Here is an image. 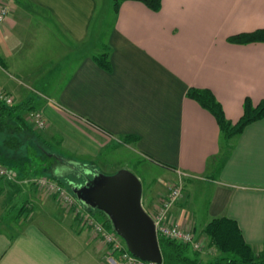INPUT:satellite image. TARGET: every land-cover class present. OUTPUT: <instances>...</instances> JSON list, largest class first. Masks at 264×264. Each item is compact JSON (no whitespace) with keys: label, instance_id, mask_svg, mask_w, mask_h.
Wrapping results in <instances>:
<instances>
[{"label":"crops","instance_id":"0c3cea01","mask_svg":"<svg viewBox=\"0 0 264 264\" xmlns=\"http://www.w3.org/2000/svg\"><path fill=\"white\" fill-rule=\"evenodd\" d=\"M16 1L35 6L39 16L34 25L18 12L21 5L10 7L0 29V90L15 102L34 100L47 119L45 138L107 174L132 169L126 152H136L156 175L142 182L151 211L168 181L183 175L186 195L169 222L205 236L213 218L227 216L263 252L264 118L233 137L226 155L216 117L190 91L210 90L232 123L243 116L246 97L254 106L264 101V41L228 40L264 28V0H162L159 11L125 0L117 12L114 0ZM43 40L49 63L30 65V53L39 54L33 41ZM103 52L109 70L94 59ZM17 178L13 195L26 206L23 219L27 211L32 217L6 221L8 181L0 190V264H110L109 245L106 251L75 232L54 195ZM208 247L204 260L220 254Z\"/></svg>","mask_w":264,"mask_h":264},{"label":"trees","instance_id":"16d2710c","mask_svg":"<svg viewBox=\"0 0 264 264\" xmlns=\"http://www.w3.org/2000/svg\"><path fill=\"white\" fill-rule=\"evenodd\" d=\"M123 1L125 0H114L116 12ZM138 1L143 2L154 11H159L162 7V0ZM228 40L242 44L264 41V28L239 33L229 37ZM94 59L102 68L111 69L107 52L95 55ZM0 63H3L1 59ZM190 95L216 117L223 138L224 136L228 138L235 137L242 133L249 124L264 118V101L254 106L252 99L246 97L243 116L237 123H232L227 119L222 104L210 90L192 89ZM34 103L33 99H29L8 104L0 98V163L6 165L16 177L21 179L30 176H46L48 173L52 179L62 186L65 185L73 194L72 187L83 184L86 172L88 170L95 171L96 169L90 167V165L87 166L88 163L85 161L63 155L61 151H57L60 153L56 154L53 151L47 152L44 150V148H50L52 142L50 143L43 134L36 132L27 120V113L36 110ZM229 152L230 148L226 151V155ZM32 155L35 156L37 162L39 160L37 158L43 160L46 168L50 171L46 173L42 171L43 174H40L39 170H35L33 161L28 163V158H31ZM47 160H49L48 163ZM60 168H62V171H60ZM64 171H66V174L63 182V179L58 175ZM89 176H92V174ZM8 184L9 190L17 186V183L13 181H9ZM82 205L84 208L87 207L91 214L100 215L102 217L100 222L105 227L114 229L111 220L104 212L83 203ZM25 208L26 206L23 205L14 218L22 220ZM204 234L208 238V244L215 247L219 251V255L204 260L202 253L194 249L189 243L159 235L164 258L163 264H264V251H256L245 240L237 220L227 216L215 217L206 225Z\"/></svg>","mask_w":264,"mask_h":264},{"label":"water","instance_id":"95a60500","mask_svg":"<svg viewBox=\"0 0 264 264\" xmlns=\"http://www.w3.org/2000/svg\"><path fill=\"white\" fill-rule=\"evenodd\" d=\"M92 174L83 184L74 185L72 192L83 204L104 212L114 230L123 237L130 252L158 264L164 258L155 221L143 204V183L128 168L107 174Z\"/></svg>","mask_w":264,"mask_h":264},{"label":"built area","instance_id":"2783aa9c","mask_svg":"<svg viewBox=\"0 0 264 264\" xmlns=\"http://www.w3.org/2000/svg\"><path fill=\"white\" fill-rule=\"evenodd\" d=\"M9 12L10 10L8 5L1 3L0 29L4 26ZM0 98L5 100L8 104L15 102L12 95L2 90H0ZM29 119L38 128H45L47 126V119L40 110L36 109L30 111ZM4 177L9 181H14L16 183L20 182V180L6 165L0 163V178ZM22 181L36 184L47 194H57L61 201L65 199L64 201H66L69 205H73L76 208L77 214H80L82 211L80 219L84 220L87 225L92 226L110 246L112 252V255L109 257L110 264H158L156 262L143 260L132 254L121 235H119L114 229H108L105 227L95 216L90 214V212L83 211L85 209L82 203L56 180L46 176H37L24 178ZM170 191L171 193L169 196L162 199V204L157 209V213L153 214L149 212L155 221L158 234L189 243L196 250H203L206 244V237L204 235L198 236L193 230L184 228L178 223L168 221L167 215L169 211L177 202L182 200L181 198L183 196V190L180 187L173 186Z\"/></svg>","mask_w":264,"mask_h":264},{"label":"rangeland","instance_id":"374dc122","mask_svg":"<svg viewBox=\"0 0 264 264\" xmlns=\"http://www.w3.org/2000/svg\"><path fill=\"white\" fill-rule=\"evenodd\" d=\"M6 1H9V0H6ZM16 5L17 6H19V5H21L22 7H18L17 9H18V12H22L23 11V13L25 14V16L26 17H28L29 19H30V21L32 22L31 24H34V25H37V23L36 22H34V20L35 19H37L38 18V16H39V13H38V9L35 7H29V4L27 3V6H26V4H20V2L19 1H16V0H10V5L8 6L9 7V10H10V7H13V8H15L16 7ZM110 18H111V16H110ZM109 18V19H110ZM105 28H106V25H104V27H102V29H103V31L105 30ZM30 33H33L32 31H29V33L27 32V35H31ZM32 40V39H31ZM47 40V39H46ZM33 42H36L37 44H38V51H39V54H34L33 56L31 55V53H30V65H33V66H35V67H39L40 66V63H42V62H44V65L45 64H47V63H49V61L48 60H45V55L46 54H48V53H46L45 52V50L47 49V48H49V45H47V44H45L44 43V40L43 41H41L40 43L38 42V41H33ZM49 42H52V40L51 41H49ZM62 42H63V40H62ZM36 45V44H35ZM39 45H40V47H39ZM65 46H68V43H65ZM34 48L35 49H37L35 46H34ZM60 54V53H59ZM48 66L49 65H47V67H46V69H48ZM27 120H28V123L30 124V126L36 131V132H39V133H41V134H43V136H45L46 135V132L44 131L45 130V128H38L35 124H33L32 122H31V120L29 119V113H27ZM232 140H233V137L232 138H228V137H225L224 136V138H223V143H224V150L225 151H227L229 148H231V142H232ZM52 145H54L55 147H53L52 145L51 146H49L50 148H44V150L45 151H47V152H51V151H53V152H55L56 154H59L57 151H58V145H56V142H52L51 143ZM127 159L128 158H133V159H135V160H133V159H131L130 160V163H132V169H129V170H131L132 172H134L135 174H136V172H137V174H140L141 176H142V178L143 179H141L140 177H139V175H137L141 180H144V181H142V182H144V185L145 186H147V184L150 182V181H148V179H149V176H150V174H149V172L153 175V176H156V175H154V172L152 171H147L146 169H145V166L143 165V162H137L136 161V152H131V150H128L127 149ZM61 155V154H60ZM35 156L34 155H32V157L31 158H28V163L30 162V161H33V163H34V165H33V167L35 168V170L37 169V170H39V172H40V174H43L42 173V171H44L45 173L46 172H49L50 171V169H47L46 168V165H45V162L43 161V160H40V158H37V159H39L38 160V162L37 161H35ZM51 161V160H50ZM47 163L49 162V160H47L46 161ZM120 162V161H119ZM125 162V161H124ZM122 164V163H121ZM144 164H146L145 162H144ZM135 165H136V168H135ZM124 166H125V163H124ZM133 167H134V169H133ZM105 170V169H104ZM114 170V169H113ZM38 172V173H39ZM66 171H64L63 173H59V177L61 178V179H63V182H64V179H65V173ZM112 173V172H111ZM18 174H20V173H18ZM108 174H110V172H108ZM44 176V175H43ZM49 176V178H51L50 177V175H48V173H47V175H46V177H48ZM75 176H77V175H75ZM79 176H81V175H79ZM9 180L7 179V178H0V189H1V191H3L4 189H6L7 187H6V183L8 182ZM14 182V181H13ZM185 180H184V178H183V175L181 176V177H178L176 180H169L168 181V184H167V189H166V194H165V196L164 197H167V196H169V194L171 193V191H170V189L174 186V187H180L182 190H183V196H182V200H184V198H185V195H186V190H185ZM66 183H68L67 181H66ZM17 184H19L18 182H17ZM64 188H66L67 190H68V192H70V190L64 185L63 186ZM7 190V192L5 193V195L7 196V197H9V198H12L11 199V202H10V207H9V216H7L6 217V221H9V222H12L11 221V219H13V217H15L16 215H17V212H18V208H19V206L20 205H23V202H22V197H17L16 195H13V194H15L16 192H14L15 191V189H6ZM9 191V192H8ZM12 192H14V193H12ZM1 193V192H0ZM48 196H53L54 195V200L56 201H54V207L56 206H58L57 207V209L59 208V209H61L65 214L64 215H66L67 217H70V220L72 221V223L71 224H74V228L76 229L75 230V232H78L79 234H85L87 237V239H89L90 241H94V242H97V244L98 243H101V245H103L104 247H105V250L106 251H108L107 250V243H106V241L96 232V230L92 227V226H89V225H87V223L84 221V220H81L80 219V217H81V214H82V211L80 212V214H77L76 213V208L73 206V205H69L66 201H64V200H62L61 201V199L59 198V196L57 195V194H47ZM74 196V195H73ZM163 197V198H164ZM146 200H147V197H146ZM181 200V201H182ZM144 207L147 209V211L148 212H151V213H153V214H155V213H157V210H154V211H151L148 207H147V201H144ZM161 204H162V200H161V203H160V206H161ZM8 205V206H9ZM53 206V205H52ZM159 206V207H160ZM85 210H83V211H85V212H90V211H88L89 209L87 208V207H85L84 208ZM153 210V209H152ZM58 211V210H57ZM90 214H91V212H90ZM34 215L35 214H33V217H34ZM40 215H41V213H40ZM62 215V214H61ZM80 215V216H79ZM93 216H95L94 214H92ZM13 216V217H12ZM9 217V218H8ZM31 217H32V214L29 212V211H27L26 212V214H25V219H23V224H25L26 222H28L30 219H31ZM95 217H97V219L100 221L101 219H102V217L100 216V215H97V216H95ZM64 218V217H63ZM102 223V222H101ZM21 227V224H20V226H19V224H17V225H15V228L17 229V228H20ZM209 249H211L210 247H208V243H207V241H206V244H205V247L203 248V250H201L200 252L202 253V254H204L203 252L204 251H206L207 252V250H209ZM105 263L106 264H109V262L108 261H106L105 260Z\"/></svg>","mask_w":264,"mask_h":264},{"label":"flooded vegetation","instance_id":"af4514ba","mask_svg":"<svg viewBox=\"0 0 264 264\" xmlns=\"http://www.w3.org/2000/svg\"><path fill=\"white\" fill-rule=\"evenodd\" d=\"M89 175H90V174L86 172V174H85V176H84V177H85V181H86V179H87L88 177H91V176H89ZM85 181H84V182H85ZM84 182H83V183H84Z\"/></svg>","mask_w":264,"mask_h":264}]
</instances>
